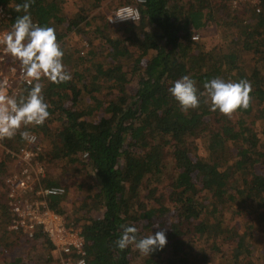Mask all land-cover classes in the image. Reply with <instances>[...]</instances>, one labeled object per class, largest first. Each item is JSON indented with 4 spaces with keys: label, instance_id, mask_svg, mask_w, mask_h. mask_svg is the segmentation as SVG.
Listing matches in <instances>:
<instances>
[{
    "label": "trees",
    "instance_id": "trees-1",
    "mask_svg": "<svg viewBox=\"0 0 264 264\" xmlns=\"http://www.w3.org/2000/svg\"><path fill=\"white\" fill-rule=\"evenodd\" d=\"M134 1L80 0L71 16L63 0L31 4L33 23L55 29L72 79L59 85L43 79L49 118L2 140L0 221L9 217L3 185L9 150L23 145L20 132L32 130L43 146L41 183L65 187L47 202L82 226L87 264H264V171L256 169L264 165V13L230 0H144L138 21L114 24L101 12L107 3ZM24 2L0 0L8 13L0 27L12 29L24 14L15 6ZM212 24L221 41L205 48L191 35ZM84 25L93 37L85 51L66 41ZM184 75L196 82L198 95L213 78L245 79L250 107L229 119L200 95L198 108L182 112L168 89ZM29 90L23 86L15 96ZM70 187L77 195L71 204ZM121 225L135 226L140 238L163 229L167 245L148 257L134 246L121 251L115 245ZM2 227L0 264H57L39 227L24 240V254L8 257L7 249L22 243ZM255 241L263 242L259 256Z\"/></svg>",
    "mask_w": 264,
    "mask_h": 264
},
{
    "label": "clouds",
    "instance_id": "clouds-1",
    "mask_svg": "<svg viewBox=\"0 0 264 264\" xmlns=\"http://www.w3.org/2000/svg\"><path fill=\"white\" fill-rule=\"evenodd\" d=\"M34 0H26L23 4L15 6L16 12H23L18 16L10 31L0 36V44L5 51L19 61L24 79L30 85L27 95L19 97L6 94L0 87V140L12 139L22 127L42 126L49 118V105L44 100L42 84L43 79L53 84H62L70 81L72 76L65 70L63 63L64 51L57 41L53 27H42L34 24L29 9ZM144 2V0H140ZM113 16L123 22L128 19L135 21L139 13L133 9H121ZM113 16L110 21L113 20ZM205 95L212 111L228 117L233 116L237 110H247L251 104V83L245 79L239 82H225L221 78H213L203 85ZM172 97L178 102L182 112L196 109L200 106V95L196 82L188 75L173 82L168 89ZM21 138L35 141V136L27 131L20 132ZM30 138V139H29ZM51 195L62 193V189H49ZM159 227V225H154ZM122 233L115 241L116 247L123 251L134 246L142 255L148 257L151 253L162 250L167 245L165 231L159 230L154 235L138 237L135 226L121 225ZM83 264V262H81Z\"/></svg>",
    "mask_w": 264,
    "mask_h": 264
},
{
    "label": "built area",
    "instance_id": "built-area-1",
    "mask_svg": "<svg viewBox=\"0 0 264 264\" xmlns=\"http://www.w3.org/2000/svg\"><path fill=\"white\" fill-rule=\"evenodd\" d=\"M233 7L251 5L255 12L264 13V2L261 0H230ZM140 0L131 3H124L116 6L106 15V20L110 23H119L115 13L121 9H133L139 13ZM8 15L3 6L0 5V21ZM113 16V20L110 18ZM126 21H133L128 19ZM125 22V21H123ZM6 28L0 27V36L6 33ZM198 31H194L192 38L197 39ZM24 79L20 63L5 51V46L0 44V87L6 94L15 96L23 86H27ZM27 132L35 136L34 142L24 139L23 145L18 149L9 150L13 160V168L3 177V185L6 188L8 198L9 217L7 228L9 230L20 231L26 237H32L35 230H40L47 236L54 247L57 264H87V253L85 247V237L82 226L77 222L68 221L63 214L49 206L46 196L49 189H62V184L44 185L41 179L44 176V165L40 160V153L43 146L39 135L32 130ZM29 138V139H30ZM0 148H3L0 140ZM86 155V152L83 154ZM36 185L33 188V185ZM34 190L33 193H30ZM61 193V194H62Z\"/></svg>",
    "mask_w": 264,
    "mask_h": 264
},
{
    "label": "rangeland",
    "instance_id": "rangeland-1",
    "mask_svg": "<svg viewBox=\"0 0 264 264\" xmlns=\"http://www.w3.org/2000/svg\"><path fill=\"white\" fill-rule=\"evenodd\" d=\"M82 3H80V0H63L62 2V7H63V11L65 13L66 16H71L74 12H76L77 10H79L82 7ZM121 5V4H120ZM250 6V5H249ZM115 7H111V4L107 3L105 5L101 6V12L106 15L111 12ZM82 31L79 32H74V30L70 31L68 33V35L66 36V41L67 44L70 46H76L79 47V49L81 48L82 50H86V48L89 46L90 42L93 40L92 37V26L91 25H84ZM218 26L216 24H212V26H210L209 28H205L203 31H198L199 36L198 39H200L201 41H203L205 48H208L210 46H212L213 44H215L220 40V31L218 30ZM242 58L245 61H249V57H250V53L249 52H242L241 53ZM69 60H73V57L70 58ZM135 84L134 80L131 81ZM256 127H258L260 125V123L258 121H256L255 123ZM46 146V141L43 140ZM197 145H198V149L197 152L198 154H203L202 151V144H203V140L201 138L196 139ZM4 150V147L1 149L0 148V156L2 155V152ZM233 154V152H231ZM43 163V162H42ZM44 165V163H43ZM8 166L10 167L9 170L11 168H13V160L10 156V158L8 159ZM80 168H82L83 171V167L84 165H79ZM231 167L229 166V169ZM256 169L260 170L262 169L264 171V165L258 163L256 164ZM44 170H45V165H44ZM45 172V171H44ZM1 184H0V191H1ZM70 191H71V195H69V204H71L72 202H74L77 199V195L75 194L74 188L70 187ZM69 208V206H68ZM72 210V208H70ZM73 222H76L74 220H72ZM4 226L6 229V231H9L12 233V235L18 240L20 241V243L22 244H16L14 245L11 250L7 249L6 251V255L8 257L12 256V255H16V254H24L26 251V246L23 242L24 240H27L28 238L20 231H14V230H9L7 228V223H5V219L3 221H0V226ZM1 226V227H2ZM0 227V228H1ZM3 228V227H2ZM1 228V229H2ZM1 229H0V249L2 248V239H1ZM261 239V238H260ZM7 242H10L9 239L7 240ZM254 246V255L259 256L261 254V248L263 247V242L261 241H255L252 243ZM228 248L225 247L224 250H227ZM218 261V259H217ZM216 263L215 259H213V263Z\"/></svg>",
    "mask_w": 264,
    "mask_h": 264
}]
</instances>
